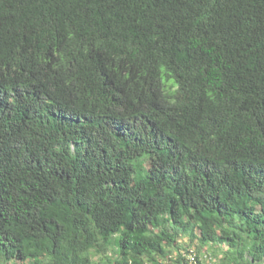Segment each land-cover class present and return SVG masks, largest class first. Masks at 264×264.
<instances>
[{
	"label": "trees",
	"instance_id": "obj_1",
	"mask_svg": "<svg viewBox=\"0 0 264 264\" xmlns=\"http://www.w3.org/2000/svg\"><path fill=\"white\" fill-rule=\"evenodd\" d=\"M206 247L264 264V0H0V264Z\"/></svg>",
	"mask_w": 264,
	"mask_h": 264
},
{
	"label": "rangeland",
	"instance_id": "obj_2",
	"mask_svg": "<svg viewBox=\"0 0 264 264\" xmlns=\"http://www.w3.org/2000/svg\"><path fill=\"white\" fill-rule=\"evenodd\" d=\"M186 244H189V242H186ZM194 253H197L198 251V244L196 242H194L192 245H191V248H190ZM218 249H214V248H210V247H206V248H202L200 249L199 253H198V256L201 260V262L203 264H214L212 263V261H210V258H209V254L208 252H213V253H216ZM189 257V256H188ZM189 259V258H188ZM190 264H198L196 263V259L195 261H192L190 262Z\"/></svg>",
	"mask_w": 264,
	"mask_h": 264
},
{
	"label": "built area",
	"instance_id": "obj_3",
	"mask_svg": "<svg viewBox=\"0 0 264 264\" xmlns=\"http://www.w3.org/2000/svg\"><path fill=\"white\" fill-rule=\"evenodd\" d=\"M188 258H189L190 262L195 261V255L194 254H191Z\"/></svg>",
	"mask_w": 264,
	"mask_h": 264
},
{
	"label": "clouds",
	"instance_id": "obj_4",
	"mask_svg": "<svg viewBox=\"0 0 264 264\" xmlns=\"http://www.w3.org/2000/svg\"><path fill=\"white\" fill-rule=\"evenodd\" d=\"M194 254V253H193ZM195 255V254H194Z\"/></svg>",
	"mask_w": 264,
	"mask_h": 264
}]
</instances>
